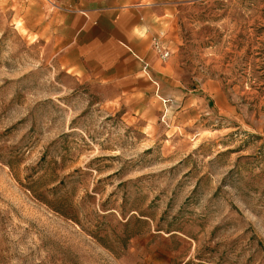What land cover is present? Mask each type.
I'll return each mask as SVG.
<instances>
[{
  "label": "rangeland",
  "instance_id": "obj_1",
  "mask_svg": "<svg viewBox=\"0 0 264 264\" xmlns=\"http://www.w3.org/2000/svg\"><path fill=\"white\" fill-rule=\"evenodd\" d=\"M99 1L0 0V264H264V0Z\"/></svg>",
  "mask_w": 264,
  "mask_h": 264
},
{
  "label": "crops",
  "instance_id": "obj_2",
  "mask_svg": "<svg viewBox=\"0 0 264 264\" xmlns=\"http://www.w3.org/2000/svg\"><path fill=\"white\" fill-rule=\"evenodd\" d=\"M172 2L174 0H100L99 4L104 3L106 13L110 14L109 12L116 10L113 17L116 30L110 33L108 36L111 38L105 41H119L134 55L140 54L138 43L147 41L154 34L153 28L160 26L158 19L165 18L167 12L174 7ZM119 5L123 7L116 9Z\"/></svg>",
  "mask_w": 264,
  "mask_h": 264
},
{
  "label": "built area",
  "instance_id": "obj_3",
  "mask_svg": "<svg viewBox=\"0 0 264 264\" xmlns=\"http://www.w3.org/2000/svg\"><path fill=\"white\" fill-rule=\"evenodd\" d=\"M156 45H157V47H159V44L158 43H155ZM160 51H161V54H162V56H167L168 55V53H169V51L168 50H166V49H164V48H161L160 47ZM164 101H169V99H163Z\"/></svg>",
  "mask_w": 264,
  "mask_h": 264
}]
</instances>
